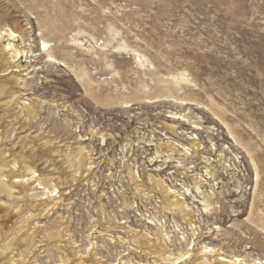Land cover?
I'll return each mask as SVG.
<instances>
[{"label": "rangeland", "instance_id": "rangeland-1", "mask_svg": "<svg viewBox=\"0 0 264 264\" xmlns=\"http://www.w3.org/2000/svg\"><path fill=\"white\" fill-rule=\"evenodd\" d=\"M0 36V264H264V0H0Z\"/></svg>", "mask_w": 264, "mask_h": 264}, {"label": "bare ground", "instance_id": "bare-ground-1", "mask_svg": "<svg viewBox=\"0 0 264 264\" xmlns=\"http://www.w3.org/2000/svg\"><path fill=\"white\" fill-rule=\"evenodd\" d=\"M9 35H13L14 34V32L12 31V30H9L8 29V32H7ZM1 37V36H0ZM41 50H45L46 51V53H47V56L50 58V59H52L53 57H51V55L49 54V50H48V48H49V44H48V42L46 41V40H42L41 41ZM18 53V52H17ZM54 60V59H53ZM21 157H23V159L21 158V160H23V162L25 161L26 163H27V169L29 170V171H31V173H33V171L35 170V168L37 167L36 165H35V160H33V159H27V156L25 155V156H22V154H21ZM25 157V158H24ZM44 161V160H43ZM45 162V161H44ZM42 164H43V162H42ZM20 177H22V175H19ZM33 175H31V177H32ZM30 177V178H31ZM196 188H197V190H198V186H196ZM164 190L165 191H167L169 194H172L173 195V200H171V201H169V205H170V210H172V211H175V210H178L179 212L180 211H184V210H186V211H188L189 209H188V207L184 204V201L182 200L183 198L181 197V196H179L178 194H176V190H174V189H172V188H170V187H164ZM162 245V247L164 248V249H166V246H165V244L164 243H162L161 244ZM162 248V249H163ZM210 251H212V248H207L206 246L204 247V249L202 250V252L203 253H208V252H210ZM189 256V254H187V256L185 257V258H183L182 259V255L180 256V257H178V258H176V259H179V258H181V260L180 261H178V263L179 264H182L181 263V261L182 262H185V259L187 258ZM166 258H171V256L170 255H166ZM236 259L235 260H232V261H228V260H223V259H219L217 262H218V264H237L236 263ZM175 262V260L174 261H172L171 262V264H173ZM257 263H261V262H259V261H256ZM244 264H250L249 262H245Z\"/></svg>", "mask_w": 264, "mask_h": 264}]
</instances>
